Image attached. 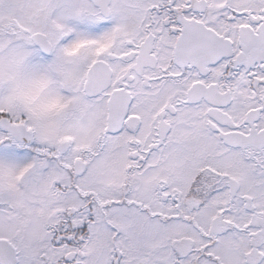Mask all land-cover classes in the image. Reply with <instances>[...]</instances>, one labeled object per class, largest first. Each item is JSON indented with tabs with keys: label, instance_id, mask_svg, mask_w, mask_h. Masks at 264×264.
Instances as JSON below:
<instances>
[{
	"label": "snow or ice",
	"instance_id": "6c2138e0",
	"mask_svg": "<svg viewBox=\"0 0 264 264\" xmlns=\"http://www.w3.org/2000/svg\"><path fill=\"white\" fill-rule=\"evenodd\" d=\"M0 264H264V0H0Z\"/></svg>",
	"mask_w": 264,
	"mask_h": 264
}]
</instances>
